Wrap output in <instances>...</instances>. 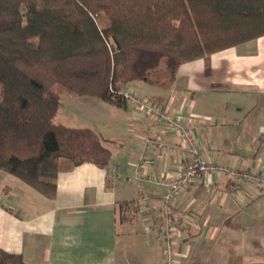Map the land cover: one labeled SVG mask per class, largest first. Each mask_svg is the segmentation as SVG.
I'll list each match as a JSON object with an SVG mask.
<instances>
[{
  "label": "crops",
  "instance_id": "crops-1",
  "mask_svg": "<svg viewBox=\"0 0 264 264\" xmlns=\"http://www.w3.org/2000/svg\"><path fill=\"white\" fill-rule=\"evenodd\" d=\"M248 42L255 44L248 52L240 44L183 63L171 84L133 81L122 89L180 118L203 157L227 169L176 196L170 213L176 264L213 262L220 244L249 243L264 252V182L241 176H264V36ZM114 106L121 119L109 128L76 126L114 143L115 151L107 145L113 163L61 159L54 198L0 169V247L26 264L165 263L161 209L170 180L153 177L177 173L187 152L168 122L128 102ZM62 114L59 106L56 118Z\"/></svg>",
  "mask_w": 264,
  "mask_h": 264
},
{
  "label": "trees",
  "instance_id": "trees-1",
  "mask_svg": "<svg viewBox=\"0 0 264 264\" xmlns=\"http://www.w3.org/2000/svg\"><path fill=\"white\" fill-rule=\"evenodd\" d=\"M261 36L264 0H0V169L54 198L61 158L112 159L92 128L56 122L55 85L124 106L126 84H171L183 63ZM0 264L26 261L0 247Z\"/></svg>",
  "mask_w": 264,
  "mask_h": 264
},
{
  "label": "built area",
  "instance_id": "built-area-1",
  "mask_svg": "<svg viewBox=\"0 0 264 264\" xmlns=\"http://www.w3.org/2000/svg\"><path fill=\"white\" fill-rule=\"evenodd\" d=\"M120 93L126 99V102L143 110L145 114L155 118H161L168 122L169 127L180 134V145L187 152V163L177 173L153 177L159 183H166V180H170L168 184L169 191L164 196V206L161 209V214L165 219V225L162 228L161 235L167 242L166 252L168 257L164 264H176L172 255V239L175 236V232L170 223L171 207L174 204L176 196L183 192L186 185L211 173V171H224L227 169L203 157L194 133L184 125L180 118L170 116L167 111L160 110L159 106L148 98H142L130 91L122 90ZM233 173L236 174V171ZM241 176L248 181L264 182V176L262 174L243 172Z\"/></svg>",
  "mask_w": 264,
  "mask_h": 264
},
{
  "label": "rangeland",
  "instance_id": "rangeland-1",
  "mask_svg": "<svg viewBox=\"0 0 264 264\" xmlns=\"http://www.w3.org/2000/svg\"><path fill=\"white\" fill-rule=\"evenodd\" d=\"M254 45V42H247L242 44L240 49L248 52L253 49ZM153 76L157 80H162L164 79L165 72L159 70L155 72ZM54 89L61 95L60 109L63 114L55 119L58 123L64 122L65 124H70L75 127L98 126V128L101 129L109 128V125L116 122L117 119H121V115L117 112V108L114 104L108 103L100 98L77 96L75 93L59 84L55 85ZM64 114H66L65 116H67L69 120L64 118ZM111 129L113 128L111 127ZM124 135L125 134H123V136ZM107 145L114 151L117 149L114 143H108ZM112 163L113 161H111V164ZM219 247H224V249L221 250L222 254L218 257L215 256L213 262H211V259L205 260L203 262L204 264H264V252L252 249V245L249 243L244 245L220 244Z\"/></svg>",
  "mask_w": 264,
  "mask_h": 264
}]
</instances>
